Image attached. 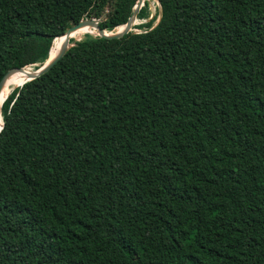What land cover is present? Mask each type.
I'll return each mask as SVG.
<instances>
[{
    "label": "trees",
    "instance_id": "obj_1",
    "mask_svg": "<svg viewBox=\"0 0 264 264\" xmlns=\"http://www.w3.org/2000/svg\"><path fill=\"white\" fill-rule=\"evenodd\" d=\"M159 2L4 101L0 264H264V0ZM136 3L0 0V81Z\"/></svg>",
    "mask_w": 264,
    "mask_h": 264
},
{
    "label": "water",
    "instance_id": "obj_2",
    "mask_svg": "<svg viewBox=\"0 0 264 264\" xmlns=\"http://www.w3.org/2000/svg\"><path fill=\"white\" fill-rule=\"evenodd\" d=\"M143 5H145L144 0H137L134 11H133L132 15L129 17L128 21L125 24H123L124 28L122 30L108 31V30L102 28L100 26V22L102 21V18H97V17L83 18L82 20H80L75 25L69 27L62 35H60V36H64L65 38H64V41L62 42L61 48L57 52V54L52 58L48 57L46 62L40 68L36 69L27 81L32 80V79L46 73L47 71H49L66 54V52L70 49V47L74 45V43L71 42V39H72V37L76 36L77 32L82 27L92 26V27H95L98 29L99 32L97 35L106 36V37H115V38H121L125 34L131 32V31L137 32V30H134L133 26L137 23V19H139L138 13L141 10V8L143 7ZM160 9H161V4H160ZM161 11H162V9H161ZM161 17H162V14L159 16L157 23L160 21ZM57 37H59V36H57ZM78 40H81V39H78ZM51 49H52V46H51ZM51 49H50V51H51ZM49 56H50V52H49ZM24 68L25 67L12 68L4 75V77L0 81V101L3 97V93H4V90H5L9 76L18 70H23ZM27 81H25V82H27ZM24 83H22L19 86H22ZM8 95L4 98V101L8 97ZM1 111H2V109H0V132L4 127V119H3V115L1 113Z\"/></svg>",
    "mask_w": 264,
    "mask_h": 264
},
{
    "label": "bare ground",
    "instance_id": "obj_3",
    "mask_svg": "<svg viewBox=\"0 0 264 264\" xmlns=\"http://www.w3.org/2000/svg\"><path fill=\"white\" fill-rule=\"evenodd\" d=\"M145 1V0H144ZM139 21V19H137V22ZM124 28V25H120L118 26L116 29L117 30H122ZM98 29L92 26H86V27H82L76 34V36L72 37L75 39H83L87 34H92V35H97L98 34ZM64 36H59L56 37L52 49L50 51V58L54 57L57 52L60 50L62 42L64 41ZM27 70V71H26ZM30 70V72L28 71ZM36 69H29L28 66L25 67L23 70H20L14 74H12L11 76H9L4 93H3V97L0 101V109H2V105L4 103V98L13 91V89L19 85H21L22 83H24L25 81H27L30 76L32 75V73L35 71ZM3 100V101H2ZM6 100V99H5ZM3 102V103H2ZM2 113V111H1Z\"/></svg>",
    "mask_w": 264,
    "mask_h": 264
},
{
    "label": "rangeland",
    "instance_id": "obj_4",
    "mask_svg": "<svg viewBox=\"0 0 264 264\" xmlns=\"http://www.w3.org/2000/svg\"><path fill=\"white\" fill-rule=\"evenodd\" d=\"M149 2H150L149 8H150V11H151V15L150 16H152L153 14L157 13L160 10V3H159L158 0H149ZM145 21L146 20L139 19V21L133 26L134 30H137V31H140L141 30V31H143L145 28L140 29V28H137L135 26L138 25L139 23H142V22H145ZM116 30L117 29H115L114 31H116ZM28 68L29 69H34V65H28ZM28 71L30 72V70H28Z\"/></svg>",
    "mask_w": 264,
    "mask_h": 264
},
{
    "label": "built area",
    "instance_id": "obj_5",
    "mask_svg": "<svg viewBox=\"0 0 264 264\" xmlns=\"http://www.w3.org/2000/svg\"><path fill=\"white\" fill-rule=\"evenodd\" d=\"M137 32H141V30L140 31H137Z\"/></svg>",
    "mask_w": 264,
    "mask_h": 264
}]
</instances>
